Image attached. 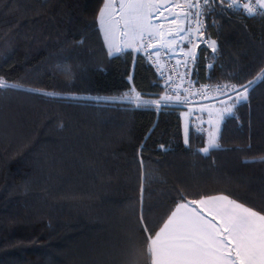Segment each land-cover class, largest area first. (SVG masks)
I'll return each mask as SVG.
<instances>
[{
  "label": "trees",
  "instance_id": "1",
  "mask_svg": "<svg viewBox=\"0 0 264 264\" xmlns=\"http://www.w3.org/2000/svg\"><path fill=\"white\" fill-rule=\"evenodd\" d=\"M103 2L0 0V76L20 85L0 91V264H151L137 219L157 231L178 190L264 206V81L205 156L204 131L188 126L184 143L185 107L122 99L159 100L163 86L139 51L108 55ZM206 23L217 52L196 48L197 83L264 68V14L217 9Z\"/></svg>",
  "mask_w": 264,
  "mask_h": 264
},
{
  "label": "snow or ice",
  "instance_id": "2",
  "mask_svg": "<svg viewBox=\"0 0 264 264\" xmlns=\"http://www.w3.org/2000/svg\"><path fill=\"white\" fill-rule=\"evenodd\" d=\"M217 9L225 14L229 10L239 9L247 16H255L264 13V0H104L98 21L110 57L123 52L125 48H135L137 51L143 48L145 52L153 50L149 57L154 54L159 58V49H171L176 44V36L191 43L193 35L197 40H204L214 55L217 43L207 38L205 33L210 26L206 19H210ZM154 20L159 23H153ZM165 24L169 25L167 33L164 31ZM166 36L172 39H166ZM192 47H198V44ZM185 55L193 56V53L189 50ZM261 81H264V68L245 83H218L211 89L217 93L213 99L223 107L215 110L214 130L208 132L206 146L200 148L199 152L207 156L211 149L219 148V124L225 114L234 115L236 105L248 102L249 92ZM17 88L20 85L9 83L0 76V91ZM201 88L204 92L209 90L207 85ZM173 91L174 95L149 101L143 100L142 94L133 90L132 95L126 93L122 99L136 107L153 104L157 108L162 101L187 102L186 96L182 100L179 88ZM183 91L188 92L189 89ZM208 115L207 123L212 126V109H208ZM184 143H189L187 125ZM177 197L179 202L175 203V209L167 215L159 231L149 227L142 213L137 219L136 231L148 241L151 264H264V206H249L228 195L188 200L187 194L181 190L177 191ZM131 264H135V261Z\"/></svg>",
  "mask_w": 264,
  "mask_h": 264
},
{
  "label": "built area",
  "instance_id": "3",
  "mask_svg": "<svg viewBox=\"0 0 264 264\" xmlns=\"http://www.w3.org/2000/svg\"><path fill=\"white\" fill-rule=\"evenodd\" d=\"M202 41L203 40H197L195 35L191 37V43H189L187 40L183 41V44L186 48V53L191 50L193 56H187L185 53L181 52H170L164 48H160V56L157 58L154 54L149 57V53L153 51L152 49H149L148 52H145L143 48L139 50L142 57L154 68L155 73L161 79V84L163 86V92L161 96L174 95L173 90L179 88L182 100L185 96L187 97V102L178 103L173 100L163 103L186 108L190 105L201 102L216 101V99H213V97H216L217 93L211 89L218 83H197L193 78V57L197 47L193 48L192 45L198 44L199 46ZM145 43H147V40H145ZM178 60L180 61L179 64H177ZM185 62L187 66H185ZM185 73L187 74L185 75ZM169 77H171V81H169ZM202 85L209 86V90L204 92V90L201 88ZM183 89H189V91L184 92Z\"/></svg>",
  "mask_w": 264,
  "mask_h": 264
},
{
  "label": "rangeland",
  "instance_id": "4",
  "mask_svg": "<svg viewBox=\"0 0 264 264\" xmlns=\"http://www.w3.org/2000/svg\"><path fill=\"white\" fill-rule=\"evenodd\" d=\"M102 7H103V5L101 6V8ZM98 14H99V12H98ZM97 23H98V26H99V29H100V32H101V36H102L103 42H104V44H105V46L107 48V51H108V46H107V44L105 42V39H104V32L101 30L100 25H99L98 16H97ZM153 23H159V21L158 20H154ZM164 31H165V29H164ZM121 46H123V45H121ZM126 49L135 50V48H125L124 50H126ZM162 103H163V101L161 102V104ZM201 103H203V102H201ZM197 104H199V103H197ZM221 107H223V105L218 103V102L205 104L203 106L190 105V106L186 107L185 111L181 112L182 131H183L184 136H185V127H186V125H187V127L191 126V127L197 128L198 130L204 131L205 132V144H204V146H206V142H207V139H208V132L214 130V127H215V120H216L215 110L219 109ZM202 108L204 109V111H201ZM208 109H212L213 110V116H212L213 125L212 126H210L207 123V121L210 118L209 115H208ZM220 124H221V122H220ZM220 124H219V127H220Z\"/></svg>",
  "mask_w": 264,
  "mask_h": 264
},
{
  "label": "crops",
  "instance_id": "5",
  "mask_svg": "<svg viewBox=\"0 0 264 264\" xmlns=\"http://www.w3.org/2000/svg\"><path fill=\"white\" fill-rule=\"evenodd\" d=\"M168 26H169V25H167V24L164 25V29H165L166 33H167V30H168V29H167ZM166 39H172V37H167V36H166ZM175 39H176V44L173 45L171 49H168V51H170V52H181V53H186V48H185V46H184V44H183V41H184V40H181L179 36H176ZM181 49H183V51H181ZM135 50H136V49H135ZM136 51H137V50H136ZM214 102H217V100H216V101L203 102V103L195 104V105H193V106H203V105H205V104L214 103ZM184 111H185V110H184ZM215 195H223V194H215ZM209 196H213V195H209ZM199 199H200V198H199ZM174 209H175V207H174L172 210H174ZM208 218L210 219L211 217H208ZM165 220H166V219H165ZM163 223H164V222H163ZM163 223H162V225H161L160 227L163 226ZM160 227H159V228H160ZM157 231H159V229H158Z\"/></svg>",
  "mask_w": 264,
  "mask_h": 264
},
{
  "label": "water",
  "instance_id": "6",
  "mask_svg": "<svg viewBox=\"0 0 264 264\" xmlns=\"http://www.w3.org/2000/svg\"><path fill=\"white\" fill-rule=\"evenodd\" d=\"M169 27V26H168ZM168 29V28H167Z\"/></svg>",
  "mask_w": 264,
  "mask_h": 264
}]
</instances>
